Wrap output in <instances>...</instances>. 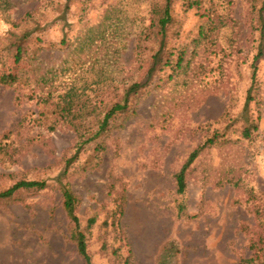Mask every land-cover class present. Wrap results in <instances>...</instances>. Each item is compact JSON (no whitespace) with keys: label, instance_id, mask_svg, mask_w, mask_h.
Wrapping results in <instances>:
<instances>
[{"label":"rangeland","instance_id":"obj_1","mask_svg":"<svg viewBox=\"0 0 264 264\" xmlns=\"http://www.w3.org/2000/svg\"><path fill=\"white\" fill-rule=\"evenodd\" d=\"M9 1L10 18L36 11L45 24L42 43L28 46L41 49L36 60L0 59V76L19 79L14 87L0 86V191L20 179L48 186L23 204L0 205V264H83L62 209L61 185L77 199L92 264H155L169 241L179 248L177 264L252 258L264 264L260 0H197L191 8L185 3L195 0H173L163 56L174 62L181 54V65L158 72L133 98L132 111L98 139L102 152L85 150L65 174L76 138L57 117V104L72 98L92 111V121L124 88L145 82L156 50L142 35L150 0H73L67 11L63 0ZM62 12L64 21L52 22ZM1 14L0 54L7 56ZM30 95L52 99L42 124L33 122L39 110ZM246 118L257 125L250 139L240 136ZM209 139L213 144L190 166L186 189L177 194L175 175ZM91 218L95 224L88 229Z\"/></svg>","mask_w":264,"mask_h":264},{"label":"trees","instance_id":"obj_2","mask_svg":"<svg viewBox=\"0 0 264 264\" xmlns=\"http://www.w3.org/2000/svg\"><path fill=\"white\" fill-rule=\"evenodd\" d=\"M73 0H63L64 9L66 11L69 9V5ZM187 1V0H184ZM261 7L259 10V25H260V35L264 34V19L262 13L264 12V0H260ZM187 8H191L193 4H199V1L195 0L194 3H185ZM172 8L173 0H150L149 7V24L145 27L142 32L144 40H151L155 43L156 50L151 56V65L147 69L146 80L144 83H132L127 88L123 89L122 95L117 99L116 102L111 104L109 109L92 121H88L89 111L84 105H77L74 103L72 98L67 101H63L61 105L57 104L55 109L57 117L66 122L69 129L75 134L76 141L74 145L68 150L71 154L64 161V171L66 173L67 169L79 158L80 154L85 150H92L95 153H100L103 150L102 144L98 143L100 139L107 131L110 129V125L115 122L116 119L125 117L126 114L132 111L131 102L134 97L146 86L152 78L165 67L175 63L176 67H179L182 62V55L178 54L174 62L170 58H164L163 53L166 46V36L169 28L173 24L172 19ZM12 9V5L9 0H0V11L1 15L8 25L7 29V46L8 55L5 56L4 53L0 54V59L10 58L13 59L14 63H18L22 59H29L31 61L36 60L37 53L41 50L36 45L29 44L32 41L36 43H42V38L40 34L44 31L42 19L45 15L38 14L36 11L24 14L18 19L10 18L9 12ZM62 16L52 22H62L64 21V12ZM63 30V28L61 29ZM42 35V34H41ZM64 42V41H63ZM35 46V47H34ZM263 45L258 46L257 53L253 58L252 63V75H251V86L254 84L255 72H256V61L262 55ZM10 53V54H9ZM19 84V79L11 75L0 76V86L2 87H14ZM251 86L247 91V97L243 106V115H247L248 107L251 102ZM28 100H35L36 105L39 110V119L33 120L36 122L38 120L39 124L44 123L48 119V111H45V107L52 100L49 95L46 97L38 96L33 97L30 95ZM89 113V114H88ZM125 120V119H124ZM246 126L242 129L240 136L243 139H250L253 132L257 130V125L253 120L246 118L244 120ZM51 130L53 128L51 127ZM213 144V139L205 141V143L198 145L194 150L190 152L185 162L179 169L178 173L175 175L176 193L181 195L186 189L185 177L190 166L198 158V156L208 147ZM4 151V147L0 145V153ZM47 184L44 181H27L26 179H20L15 182L12 186L0 191V205L7 203H19L23 204L26 196L33 195L36 192L42 191L47 188ZM60 194L62 199V209L68 219L69 223L72 225L71 239L75 244L76 251L81 257L83 264H92L91 259L87 252L86 237L80 228V222L77 218L75 212L77 207V199L74 194L66 186H60ZM95 224V219L91 218L87 221V228ZM179 248L176 244L171 241L163 244L156 256L155 264H177V260H173L179 254ZM256 258V256H255ZM173 260V262H172ZM254 259L251 260H241L238 264H262L260 262L254 263ZM128 264V261H126Z\"/></svg>","mask_w":264,"mask_h":264}]
</instances>
